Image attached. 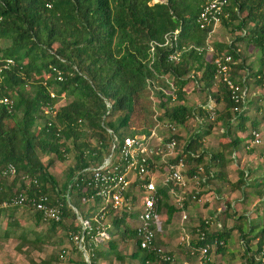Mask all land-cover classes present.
<instances>
[{
	"label": "trees",
	"instance_id": "obj_1",
	"mask_svg": "<svg viewBox=\"0 0 264 264\" xmlns=\"http://www.w3.org/2000/svg\"><path fill=\"white\" fill-rule=\"evenodd\" d=\"M202 2L0 0V39L9 41L0 48V100L7 98L12 102L9 107L0 101V215L5 214L6 209L10 211L9 217L22 208L32 210L27 205H3L18 195L27 198L46 196L47 204L61 205L62 212L59 222H46L40 213L33 212L35 226L42 222L48 226L43 231L29 232L33 240H27L28 231L15 220L8 221L2 236L16 237L21 243L28 241L33 245L38 242L51 244L50 237L55 236L60 227L59 230L66 231L63 237L70 244L69 232L77 233L80 229L71 224L64 228L63 219L72 220L80 214L92 226L98 225L92 219L102 212L98 206L101 198L95 197L94 205L87 210L81 201L82 197L90 198L94 193L87 185V170L104 160L112 133L120 140L126 136L150 134L152 128L136 130L129 126L130 116L145 91H155L159 95L161 112L153 118L156 125L165 121L166 125L177 127L191 118L210 120L209 125L200 126L188 137L179 157L192 165L188 173L201 179L197 183L199 186L215 177L225 178L222 176L224 173L211 172L222 154H209L203 148L204 140L219 121L226 124L227 134L231 123H237L240 131L246 129L247 113L253 106L251 101H247V95L241 96L243 89L248 87L246 80L253 76L256 82L264 84V0H227L222 9L228 15L221 16L220 24L240 34L229 42L215 41L211 46L208 38L213 25L199 29L196 24ZM46 4L50 7L47 8ZM240 42H249L261 53L260 68L243 78L238 77L239 71L249 72L250 67L246 69V60L235 45ZM209 48L214 49L213 54L209 53ZM207 53L210 58L206 57ZM177 54V61H169L170 55ZM226 55L231 57L230 80L240 87L236 92L240 95L239 103L231 100L227 85L220 83L218 89H214L217 73L214 58ZM5 58H11L14 64L3 68ZM52 68L62 72L61 81L55 80ZM189 81L195 83L194 91L205 93L209 100L215 97V104L212 107L205 103L195 107L188 104L184 87ZM69 96L71 100L68 103L56 106L59 99ZM171 102H174L173 106L169 105ZM221 102L224 107L218 111L216 106ZM45 114L48 117L44 118ZM210 115H213L212 119ZM5 117L12 124L6 126ZM251 126L257 131L260 122L253 119ZM174 137L179 145L182 138L179 135ZM231 142L234 148L240 140ZM70 151L75 157V166L70 169L69 181L58 187L48 172L53 159L43 161L40 155H53L57 160L65 161ZM8 164L15 167L13 176L2 173ZM239 174L240 181L231 184L232 188L246 177L241 171ZM9 176L12 177L10 183L1 181ZM262 179L264 183V176ZM170 187L171 184L166 183L156 188L159 198L156 211L165 216L164 225L169 223L175 212L186 209L188 203L185 200L180 208L169 203L167 190ZM129 195L135 204L136 195L131 190ZM71 198L77 213L67 203ZM138 215V212L121 216L114 214L110 234L119 232L123 240L134 239L135 250L129 258L136 259L139 264H174L159 260L154 251L139 248L135 230L124 223L125 219L135 220ZM120 224L121 230L118 228ZM207 227L200 222L191 229L193 240L179 245L186 247L187 252L190 249L197 253L198 248L221 240L222 243L217 242L215 248L223 251L235 228L220 226L209 233ZM17 230L21 232L14 236ZM241 236L249 242L246 235ZM154 239L156 245H160L158 235ZM116 242L110 239L106 246L115 248ZM258 242V248L252 255L247 249L242 254L244 264H264L259 256L263 251L264 237L261 236ZM72 247L79 251L76 246ZM119 253L116 250L112 254L119 258ZM94 254L90 264H97V255L102 252L95 250ZM255 254H258L257 258ZM168 255L173 257L171 252ZM78 264H85L82 258Z\"/></svg>",
	"mask_w": 264,
	"mask_h": 264
},
{
	"label": "built area",
	"instance_id": "obj_2",
	"mask_svg": "<svg viewBox=\"0 0 264 264\" xmlns=\"http://www.w3.org/2000/svg\"><path fill=\"white\" fill-rule=\"evenodd\" d=\"M200 12L196 18V24L199 29H205L213 25V30L216 25L220 24L221 16H227L228 13H223V6L227 0H203ZM47 8L50 5H47ZM213 51L212 48H209ZM169 61L175 62L178 59L177 55H170ZM231 57L216 56L214 63L217 66V73H215L216 81L228 86L231 91V100L239 103L240 95L236 92L240 91V87L235 86L230 80ZM14 61L11 58L3 60V68L12 66ZM55 80H62V72L56 68H52ZM264 80V75H263ZM246 89H243L241 96L246 97ZM50 96L54 98V94ZM3 103L11 107L10 99L3 98ZM234 109L233 111H237ZM213 115H210V118ZM158 125V124H157ZM156 125V126H157ZM170 130H175V126L166 125ZM167 129L164 133L155 128L151 129L150 134L142 133V135L126 136L121 140L117 135L112 133L111 145L107 147V154L104 160L97 166H91L88 171L87 178L89 179L87 185L92 188L94 192L90 198L82 197L81 201L88 207L94 205L95 197H100L101 202L98 204L100 213L93 217L94 223L98 224L92 226L88 220L82 219L80 214L75 218L76 225L80 232H69L70 244L76 246L79 250L81 258L85 264H90L91 258L95 257V250L101 251L102 247L106 245L111 239L110 229L111 218L114 214L121 216L122 214H131L138 212L136 224L133 225L135 230L136 240L140 249L154 251L158 259L163 262L174 263L173 257H169V252L162 246L156 245L155 236H160L163 232L161 227V215L156 211L158 203V196L156 188L166 183H170L171 187L167 190V195L171 203L175 207H182L185 200L192 204L201 203V198L197 196V183L200 178L189 175L188 171L193 168L191 164L186 163L182 157H179L181 148L173 132ZM252 144H259L261 142V135L258 131L252 132ZM261 157L264 160V151H261ZM200 169V168H199ZM3 174L13 176L15 174V167L8 164L2 171ZM133 191L136 195L137 201L132 202V196L129 192ZM68 205L77 213V209L68 200ZM3 205L11 206H30L33 212L41 214V218L46 222L61 221L62 212L61 205H48L46 196L25 197L22 195L14 196L9 201H5ZM107 207L106 209H103ZM87 210V209H86ZM179 218V244H189L193 238L191 236V228L187 226V217L189 216L185 209L180 211ZM111 216L108 222L105 219ZM187 220V221H186ZM207 226L210 224L209 219L203 220ZM217 226L220 227L219 224ZM209 227V226H208ZM208 227L206 228L207 231ZM190 228V229H189ZM198 232V231H197ZM89 237V240H86ZM222 241H214L213 247H216ZM212 245H206L198 248L197 253L194 250H188V256L193 258L197 264H210L209 250ZM67 253L65 249L59 253L58 258L62 259ZM259 256L264 260V249ZM97 261V258H96ZM177 264V263H174ZM181 264H191L188 261H181Z\"/></svg>",
	"mask_w": 264,
	"mask_h": 264
},
{
	"label": "rangeland",
	"instance_id": "obj_3",
	"mask_svg": "<svg viewBox=\"0 0 264 264\" xmlns=\"http://www.w3.org/2000/svg\"><path fill=\"white\" fill-rule=\"evenodd\" d=\"M153 1L158 2L160 0H153ZM239 34H240L239 32H234L232 31V29L224 26L223 24H218L215 26L212 34L208 38V42L210 46L215 41L229 42ZM8 42H9L8 40L0 39V48H3L5 45L8 44ZM235 45L240 50L241 56L244 57L246 60L245 61L246 69L250 67L249 72H247V70L239 71L238 75L244 76L245 74L248 73V76H249L250 73H252L253 71H256L261 66L260 50L254 45L250 44L249 42L248 43L240 42ZM118 51L119 49L117 48V52ZM213 51L209 50V53L213 54ZM209 53L206 54V57L208 58H210ZM255 79H256L255 77L249 76V79L246 80L248 84V87L246 89L247 97L249 98V100L254 101L253 106L251 107L249 111L250 113L248 114V117L255 116V117H258V120L260 121L261 119H264L263 117L264 116V109H263L264 108V84H260L256 82ZM214 83H215L214 89H218L220 82L214 79ZM185 88L187 89L185 90L184 97L187 99V100L185 99V101L193 107L198 106L200 103L202 104L204 100L208 99L205 93H198L193 90L195 88V83L191 81H189L188 85ZM259 97H262L261 100L263 99L262 104L259 103V105H262L263 107V108L261 107V109H257L258 101L260 100ZM158 98H159V95L155 91L154 92L145 91L142 94L141 98L139 99V101L137 102L135 106V110H133V113L130 116L131 120H130L129 126L132 129L141 130L142 128L148 127V128H155L157 131L160 130L163 133L167 131V129L170 130L168 127L165 126L166 124L165 121H161L157 123L158 125L156 126L155 120L153 119V118H157L161 112L158 107V102H159ZM214 99L215 97L211 99L213 104L215 103ZM69 100H71L70 96L61 98L57 101L56 106L64 105L68 103ZM169 105L173 106L174 102H171ZM223 107H224V103L221 102L217 104L216 110L219 111L220 109H223ZM46 117H48L47 114H45L44 118ZM5 118H4V122L6 126L12 124L10 119H8L7 117ZM200 122L202 123L200 124ZM209 122L210 120L208 119L198 121V120L191 118L187 120L184 124L178 125L177 127H175L176 128L175 130L173 131L170 130L169 132H173L175 135H179L182 138L181 141L179 142L180 143L179 148H181L190 135H192L195 131L200 129L201 128L200 126H203L205 124L206 126L209 125ZM214 128L217 129V131L216 132L214 131L213 134L211 132L214 138L210 141H208L205 138V142L203 146V148H207L208 150H210V151L207 150L209 154L210 153L212 154V152H215V150L217 149L216 148L217 143L215 142H216V139L220 140L219 138L220 134H223V136L227 135L226 133L227 126L225 123H221L219 121L216 123V125H214L213 130ZM222 128H223V131H221ZM229 128L230 130H229V135H227L228 137L231 135L232 126H230ZM258 129L262 133V140L264 142V130H263L264 123L262 124L261 127L259 126ZM221 141L222 140H220V144H221ZM91 142L92 144H94L93 140ZM71 145L72 144L70 142V144L68 145L69 148L71 147ZM227 148L228 150L235 149V147L232 148V145L227 146ZM229 151L225 150L224 152L225 159L228 156H230ZM40 157L42 158L43 161H47L51 158L53 159V165L49 168L48 172L55 179V183L57 184L58 187L62 186L64 183L69 181L71 177L70 169L74 168L75 166V157H73L72 151H70L66 155L65 161H59L53 155H49V156L40 155ZM221 163L222 161L220 162L218 161L217 164L213 166L212 169H214V171H212L211 169V172L213 174L217 173L219 171L218 170L219 168L225 169L224 165L222 166ZM235 176L239 177V174L235 172ZM227 179L228 177H226V174H225V178L215 177L214 179L209 180V181L206 180L203 183V186L205 185L204 187L205 190H209L207 192L211 193L210 197H211L212 204H213L212 209L210 208L211 212L213 213L216 210H218V208H222L220 213H216L215 215L210 214L206 216L208 217L209 222H210L209 224L210 228L208 231L209 233L210 231L212 232L216 229V224L218 223L223 224V226H225V228L227 229H229L232 225H234L233 228H236L241 225L243 226V225L248 224V221L242 222L240 224V221L238 219L236 220L232 219L238 215L237 211L234 214H232L231 213L232 211H230L229 209L226 210L227 212L224 211L226 209V203L228 201L226 197L230 198V195L237 191L233 189L232 187H230L231 184H235V183L233 182L230 183L231 180L230 179L227 180ZM1 181L5 182V184H8L12 181V177L11 176L4 177ZM224 200H225V203H224ZM70 201L73 202V199L71 198ZM172 202L173 201L169 199V203H172ZM193 206L194 205L190 201H188L185 210L187 211L189 216L187 217L188 221L186 220L187 222H184L186 223L187 226H188V223L192 224V222H194L195 217L193 215L197 214V212L193 209ZM84 208L87 209V207H84ZM200 208L202 211L206 210V206H202ZM9 212L10 211L6 209L5 214L0 215V226L4 225L5 227L6 225H8L7 224L8 221L13 222L16 219L17 220L19 219L18 224L20 225V227L23 230L28 231L27 233L28 241L33 240L34 238L33 235H31V233L29 232H32L33 230H36V229L38 230L42 229L43 231V229L45 230V228L48 227L46 223L44 222L38 224L37 226L34 225L35 216L32 210L22 208L20 210L15 211V214L11 217L8 216ZM180 215L181 213L179 214L178 212H175L172 218H170L169 223L167 225H164V222H163L165 219V216L161 215L160 219L162 222L163 232L160 236H158V243L160 244V246L164 247L167 251L171 252L172 255L179 254L180 256H182L183 258H185L188 262L192 264L194 263L195 260L186 255L188 254V252L186 251L187 250L186 247L178 244L179 237H180V232H179ZM110 217L111 216H108V218L105 219V223L108 222ZM232 220L234 222H232ZM76 222H77L76 219H72V220L63 219L62 220V224L64 228L68 227L70 224L71 226L76 225ZM124 223L126 226L130 228V227H133L134 224H136V220L125 219ZM59 228H57L58 231L56 232L55 236L50 237L51 244H47L46 242H42V243L38 242L36 245H33V244H29L28 241L21 243L15 237H12V238L11 237H8V238L1 237L0 238V264H78L81 258L80 252L75 251L73 249L72 245L66 241L65 237H63L66 234V231L59 230ZM118 228L121 230L122 224H120ZM110 230H112V228ZM20 232H21L20 230H17L16 232H14L15 236L19 234ZM233 235L237 237H236L235 243L232 246H230L231 248H233V249H230V251L232 252H227L226 248H225L226 250L223 252H215L216 248L213 247L212 245V249L209 254L210 264H244L243 255H242L244 253H243V248L239 245L238 233L234 232ZM110 237L111 239H115V241H117L115 248L109 249L107 247L108 252H109V255L108 254L107 255L110 259L113 258L114 264H126V262H128V264H139L136 259L129 258L130 254H132L135 249L134 239L123 240L119 232H115ZM63 249H65L67 253H65L62 259H58V254L61 253ZM116 250L120 252L119 258L115 257L112 254ZM127 252L130 254L125 255V253ZM148 264H159V263L149 262Z\"/></svg>",
	"mask_w": 264,
	"mask_h": 264
},
{
	"label": "crops",
	"instance_id": "obj_4",
	"mask_svg": "<svg viewBox=\"0 0 264 264\" xmlns=\"http://www.w3.org/2000/svg\"><path fill=\"white\" fill-rule=\"evenodd\" d=\"M247 74H245L244 76L238 75V77L243 78V77L247 76ZM185 87H184V92H185V90H187ZM184 96H185V94H184ZM259 98H260V100L258 101L257 109H261V107H262V105H259V103L262 104L263 99L261 100L262 97H259ZM207 100L208 99L204 100V102L202 104H204V103L208 104L209 107H212L215 104V103L213 104L211 100H208V101ZM247 101L250 102L251 100H249V98L247 97ZM251 102L254 103V101H251ZM202 104L200 103L198 106H200ZM249 113L250 112L247 113V117H248ZM248 118H249V121L246 123V129L244 131H240L239 129H237V125H236L237 123H231L230 126H232V132H231V135L229 137L227 136V135H229V133L226 136H223V134H220V136L217 135V136H219L220 140H222L223 142L221 141V144H220V140L216 139L215 143H217V145H216L217 149L215 150V152H212V154H215L218 152L222 154L220 156V161H222L221 165L222 166L224 165L225 169L219 168L218 172H220L221 174L222 173L226 174V177H228V179L231 180L230 183H232V182L238 183V181H240V179H239L240 177H236L235 172H237L239 174V172L241 171V172L245 173V175H246V177L244 179L243 178L241 179V182H239L238 186L233 188L237 191L232 193L230 195V198L226 197V199L228 200V201L226 200L227 201L226 208L229 209L230 211H232L231 212L232 214H234L236 211L238 212V215L235 218H232L233 220L238 219L240 221V224L242 222L248 221V224H247L248 226L247 225H243V226L241 225V226L233 229V231L230 235V238L225 245V248L227 250L224 249L223 251L226 250L227 252H232V251H230V249H233V248H231L230 246H232L235 243V240L237 237V236L233 235V233L237 232L238 238H239V245L243 248V253L247 249L248 252L249 251L251 252L249 255H252L253 251L258 248L259 238L261 236L264 237V233L262 232V229H264V183H263V179H262V177L264 176V160L261 157V151L262 150L264 151V142L262 140V133L258 129L257 131L259 133H261L260 134L261 135V142L259 144H256V145L252 144L253 135L251 132L254 129L251 126V121L253 119H255L256 121H259V120H258V117H255V116L254 117H248ZM220 122L223 123V121H220ZM259 122H260V127H261L262 124L264 123V119H261ZM201 123L202 122H200V124ZM214 131L216 132L217 129L214 128V130H212V134L214 133ZM219 131H220V129H219ZM221 131H223V128L221 129ZM226 133H227V129H226ZM212 134L209 135L208 137H206V139L208 141H210L214 138L212 136ZM237 139L240 140L239 145L236 146L235 149H231V150L229 149L230 150L229 151L227 146L232 145L231 141L237 140ZM205 149L208 150L207 148H205ZM225 150L229 151V155H230L226 159L224 156ZM208 151H210V150H208ZM212 171H214V169H212ZM222 176L225 177V175H223V174H222ZM239 176H241V175L239 174ZM195 187H196V190H198L197 196L201 198V203L193 204L194 205L193 209L197 212V214L193 215L196 220L194 219V222H192V224L188 223V226H190L191 229L196 228L197 225L200 222H203L204 219H208V217H206L207 215H210V214L215 215L216 213H220L222 210V208H218V210H216L215 212L212 213L211 209H212L213 204H212V200L210 197L211 193L207 192L209 190H205V188H204L205 185L204 186L203 185L202 186L197 185ZM224 203H225V200H224ZM202 206H206V210L202 211L200 208ZM2 215H4V214H2ZM233 220H232V222H234ZM15 221L19 222V219L18 220L16 219ZM218 224L223 227V224H220V223H218ZM233 226L234 225H232L230 228H233ZM218 227L219 226H217V224H216V228H218ZM3 228H4V225H1L0 226V238L4 237V236H2V233L4 231ZM209 228H210V226L208 227V230H209ZM241 234L246 235V239H249V242L243 240ZM6 238H8V237H6ZM262 247L264 249V245ZM223 251H215V252H223ZM101 252H102L101 255H97L98 256L97 264H114L113 258L110 259L107 255V254H109L107 246L102 247ZM126 254L128 255L130 253L127 252V253H125V255ZM209 254H208V256H209ZM257 256H258V254H255L254 257L257 258ZM188 257H190V256H188ZM173 259H174V263H177V264H181V261H184V260L187 261L185 258L180 256L179 254L173 255ZM243 261H244V259H243ZM126 264H128V262H126ZM192 264H197V263L194 261V263H192Z\"/></svg>",
	"mask_w": 264,
	"mask_h": 264
}]
</instances>
